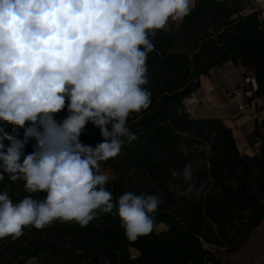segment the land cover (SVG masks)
Masks as SVG:
<instances>
[{
	"label": "clouds",
	"instance_id": "clouds-1",
	"mask_svg": "<svg viewBox=\"0 0 264 264\" xmlns=\"http://www.w3.org/2000/svg\"><path fill=\"white\" fill-rule=\"evenodd\" d=\"M194 6V0H0V121L16 126L11 134L0 129V181L7 173L28 193H46L14 203L0 192V239L57 220L86 226L97 210L118 215L129 241L153 232L162 194L128 191L114 204L101 162L138 141L127 121L151 103L144 87L151 38ZM89 122L103 138L95 147L79 139ZM30 141L33 151L25 154ZM181 175L193 180L190 163ZM187 191L200 189L188 183Z\"/></svg>",
	"mask_w": 264,
	"mask_h": 264
},
{
	"label": "trees",
	"instance_id": "trees-1",
	"mask_svg": "<svg viewBox=\"0 0 264 264\" xmlns=\"http://www.w3.org/2000/svg\"><path fill=\"white\" fill-rule=\"evenodd\" d=\"M250 1L194 0L178 26L171 23L169 30H157L147 60L149 83L144 86L151 103L127 121L139 139L101 162V170L113 173L105 188L114 204L128 191L162 194L164 203L153 215L156 225L166 229L155 227L129 241L118 215L97 210L98 216L86 226L57 220L39 230L27 226L18 238L0 239V264H26L30 258L43 264H222L218 248L241 250L264 222V115L256 122L260 150L247 155L221 119L192 117L183 101L200 88L202 76L232 61L253 70L264 111V19L261 11H246ZM67 115L65 108L55 118L62 121ZM15 127L0 121L3 132L11 134ZM17 131L22 138L23 129ZM79 139L95 147L103 138L89 122ZM32 143L25 154L33 151ZM200 145L208 148L199 172L207 190L200 197L177 199L167 185L174 177L171 172L181 171ZM24 184L5 173L0 192L7 191L14 203L28 195L46 197L44 192L28 193ZM132 250L138 252L136 257Z\"/></svg>",
	"mask_w": 264,
	"mask_h": 264
},
{
	"label": "crops",
	"instance_id": "crops-1",
	"mask_svg": "<svg viewBox=\"0 0 264 264\" xmlns=\"http://www.w3.org/2000/svg\"><path fill=\"white\" fill-rule=\"evenodd\" d=\"M246 11H261V16L264 19V2L262 0H251ZM180 23L181 21L178 22V25ZM244 70L253 72L252 69H247L240 63L229 61L223 65L214 67L208 75L202 76L201 86L195 92V95L201 100L195 117L221 119L233 130L240 151L243 154L255 155L260 150L262 140L255 135L256 122L254 110L249 108L247 111H240L234 102L228 99V86L223 83L224 77ZM258 103L262 107L263 100H259ZM260 232H264V222L254 232L252 237L242 245L241 254H245V252L259 245L258 243L261 240L259 238ZM253 250L252 252H254ZM242 264H254L252 254L244 257Z\"/></svg>",
	"mask_w": 264,
	"mask_h": 264
},
{
	"label": "rangeland",
	"instance_id": "rangeland-1",
	"mask_svg": "<svg viewBox=\"0 0 264 264\" xmlns=\"http://www.w3.org/2000/svg\"><path fill=\"white\" fill-rule=\"evenodd\" d=\"M170 23L175 24L178 26L179 21H173L169 19ZM197 148V147H196ZM204 150H208V148L205 145H200L197 150L192 151L187 160L186 164H191L192 165V171H193V180L190 182H186L181 173L183 172V169L181 171L179 170H174L177 172V176L172 177L167 185L168 188L174 193L175 197L177 199L183 200V198H195V197H200L202 194L205 193L207 190L205 186V181L201 177V174H199L200 170L202 169V166L206 163L207 161V153H204ZM102 173H105L109 176V179L113 177V173L110 170H101ZM188 183H192L195 185L197 189H200L199 192L193 191L189 193L187 191ZM166 229V226L164 224H160L157 226V230L161 231ZM259 238L261 239L259 241V245H256L257 247H254L253 249L249 250L248 252H245V254H241L240 251L238 253H231L226 251L223 248H218L216 255L221 258L222 264H242L244 261V257L248 256V254H252V260L254 264H258V261H260L259 253L264 251V232L259 233ZM252 250L254 252H252ZM245 255V256H244ZM26 264H43L38 260V258H30Z\"/></svg>",
	"mask_w": 264,
	"mask_h": 264
},
{
	"label": "built area",
	"instance_id": "built-area-1",
	"mask_svg": "<svg viewBox=\"0 0 264 264\" xmlns=\"http://www.w3.org/2000/svg\"><path fill=\"white\" fill-rule=\"evenodd\" d=\"M170 27L171 23L168 21L164 29L169 30ZM223 83L228 86V99L233 101L240 111H247L249 108H252L255 113V122L260 123L264 111L258 103L262 98L257 95V81L254 73L246 70L236 72L231 76L224 77ZM200 103L201 100L195 93L188 95L183 101L185 112L195 117ZM132 253L133 257L138 255L136 250H132ZM259 257L260 261H258V264H264V251L259 253Z\"/></svg>",
	"mask_w": 264,
	"mask_h": 264
}]
</instances>
